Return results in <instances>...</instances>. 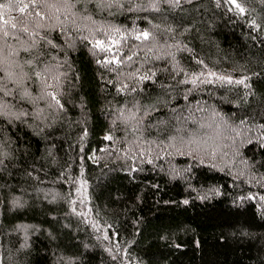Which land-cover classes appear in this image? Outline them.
<instances>
[{"label":"trees","instance_id":"1","mask_svg":"<svg viewBox=\"0 0 264 264\" xmlns=\"http://www.w3.org/2000/svg\"><path fill=\"white\" fill-rule=\"evenodd\" d=\"M0 6V264H264V0Z\"/></svg>","mask_w":264,"mask_h":264},{"label":"snow or ice","instance_id":"2","mask_svg":"<svg viewBox=\"0 0 264 264\" xmlns=\"http://www.w3.org/2000/svg\"><path fill=\"white\" fill-rule=\"evenodd\" d=\"M234 2H235V0H233V3H234ZM0 7H3V6H0ZM24 7H27V5H25ZM236 7L239 8L240 6L237 4ZM23 10H24L23 8L20 9L21 12H23ZM240 11L243 12L244 9H243V8H240ZM26 30H27V29H25V31H26ZM142 35L144 36L145 39H147L149 34L145 32V33H143ZM96 46H97V47H101V46H102V42H101V41H97V42H96ZM37 75L39 76V73H37ZM236 83L240 84V83H243V81H242V80H238V81H236ZM50 86H51V85H49V87H50ZM49 95H52V98H53V99H56V97H55L54 94L49 93ZM57 103H59L58 100H57Z\"/></svg>","mask_w":264,"mask_h":264},{"label":"rangeland","instance_id":"3","mask_svg":"<svg viewBox=\"0 0 264 264\" xmlns=\"http://www.w3.org/2000/svg\"><path fill=\"white\" fill-rule=\"evenodd\" d=\"M233 2V0H231Z\"/></svg>","mask_w":264,"mask_h":264}]
</instances>
